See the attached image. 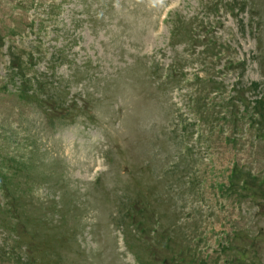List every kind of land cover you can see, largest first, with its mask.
<instances>
[{
	"label": "rangeland",
	"instance_id": "rangeland-1",
	"mask_svg": "<svg viewBox=\"0 0 264 264\" xmlns=\"http://www.w3.org/2000/svg\"><path fill=\"white\" fill-rule=\"evenodd\" d=\"M264 0H0V264H264Z\"/></svg>",
	"mask_w": 264,
	"mask_h": 264
},
{
	"label": "trees",
	"instance_id": "trees-1",
	"mask_svg": "<svg viewBox=\"0 0 264 264\" xmlns=\"http://www.w3.org/2000/svg\"><path fill=\"white\" fill-rule=\"evenodd\" d=\"M246 187V190L250 188L253 189L252 197H260L264 202V181L255 179H248L244 181L243 189ZM261 212L264 214V203L261 204Z\"/></svg>",
	"mask_w": 264,
	"mask_h": 264
}]
</instances>
